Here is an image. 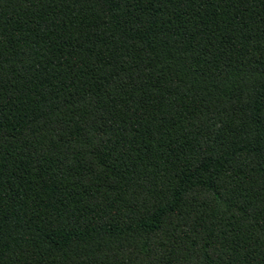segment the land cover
Returning <instances> with one entry per match:
<instances>
[{"label":"trees","instance_id":"trees-1","mask_svg":"<svg viewBox=\"0 0 264 264\" xmlns=\"http://www.w3.org/2000/svg\"><path fill=\"white\" fill-rule=\"evenodd\" d=\"M0 264H264V0H0Z\"/></svg>","mask_w":264,"mask_h":264}]
</instances>
